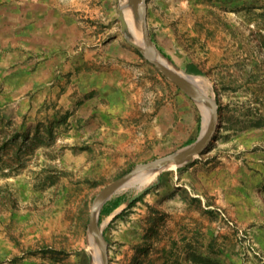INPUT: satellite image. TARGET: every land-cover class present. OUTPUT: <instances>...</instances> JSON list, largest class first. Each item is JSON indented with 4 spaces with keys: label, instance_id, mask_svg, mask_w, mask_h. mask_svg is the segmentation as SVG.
I'll return each mask as SVG.
<instances>
[{
    "label": "rangeland",
    "instance_id": "rangeland-1",
    "mask_svg": "<svg viewBox=\"0 0 264 264\" xmlns=\"http://www.w3.org/2000/svg\"><path fill=\"white\" fill-rule=\"evenodd\" d=\"M146 1L158 50L198 67L219 129L104 205L110 264H264V0ZM125 3L0 0V264H95L97 195L202 131V108L132 46Z\"/></svg>",
    "mask_w": 264,
    "mask_h": 264
},
{
    "label": "water",
    "instance_id": "water-1",
    "mask_svg": "<svg viewBox=\"0 0 264 264\" xmlns=\"http://www.w3.org/2000/svg\"><path fill=\"white\" fill-rule=\"evenodd\" d=\"M126 4L131 7L132 11L137 15L141 26L142 41L141 43L132 42V46L136 48L147 61L156 66L190 99H192L199 106L200 110L201 107L205 110L209 109L211 112V118L206 122L203 115V128L195 142L169 155L137 165L129 173L105 187L97 195L92 206L89 230L91 233L92 244L95 248L99 247L101 250L100 264H110L108 250L109 244L104 236L103 228L99 221V216L104 205L141 174L157 173L160 175L163 171L171 169L172 166H176L177 168L187 166L196 158L204 155L215 140L219 129V103L216 98L211 97L207 92L200 89L195 84L193 78L197 77V75L187 73L176 67H170L161 61L160 56L162 54L151 37L148 27L147 1L126 0V3L120 7V21L124 31L128 30V23L125 19L124 11V6ZM140 195L141 194L136 195L134 199L139 198ZM93 259L94 263L97 264L98 259L96 252Z\"/></svg>",
    "mask_w": 264,
    "mask_h": 264
},
{
    "label": "bare ground",
    "instance_id": "bare-ground-1",
    "mask_svg": "<svg viewBox=\"0 0 264 264\" xmlns=\"http://www.w3.org/2000/svg\"><path fill=\"white\" fill-rule=\"evenodd\" d=\"M124 11H125V19H126L127 23L129 24L131 35L134 37V39L137 42L141 43V41H142V33H141V26H140L139 18L132 11L131 7H129L127 4L124 6ZM160 59H161V61L164 64L172 67L171 63L166 58H164L162 55L160 56ZM194 78H193V80H195ZM200 89H202V88H200ZM202 90H204V89H202ZM205 92H207V91H205ZM202 111H203V113H204V115L206 117L205 121L206 122L209 121L210 118H211V112H210V116H209V113L207 111H205V109L202 108ZM172 167L176 168V166H172ZM156 175H157V173L141 174L140 176L136 177L132 182H130L128 185L129 186L134 185V186L138 187L139 189H142V188L146 187L147 185H149L151 183V181L156 177ZM95 249H96V255H97V259H98V261H97L98 263L97 264H100L101 250H100L99 247H96Z\"/></svg>",
    "mask_w": 264,
    "mask_h": 264
},
{
    "label": "trees",
    "instance_id": "trees-1",
    "mask_svg": "<svg viewBox=\"0 0 264 264\" xmlns=\"http://www.w3.org/2000/svg\"><path fill=\"white\" fill-rule=\"evenodd\" d=\"M187 73L199 75L201 71L198 69V67L195 64L190 63L187 67Z\"/></svg>",
    "mask_w": 264,
    "mask_h": 264
},
{
    "label": "crops",
    "instance_id": "crops-1",
    "mask_svg": "<svg viewBox=\"0 0 264 264\" xmlns=\"http://www.w3.org/2000/svg\"><path fill=\"white\" fill-rule=\"evenodd\" d=\"M58 25L52 26L50 29L52 32L50 33V36H52L53 34H56V36L62 35L63 33L61 32L60 28H57ZM54 38V36H52Z\"/></svg>",
    "mask_w": 264,
    "mask_h": 264
}]
</instances>
